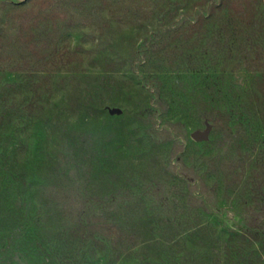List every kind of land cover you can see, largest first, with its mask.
<instances>
[{"label": "rangeland", "instance_id": "obj_1", "mask_svg": "<svg viewBox=\"0 0 264 264\" xmlns=\"http://www.w3.org/2000/svg\"><path fill=\"white\" fill-rule=\"evenodd\" d=\"M0 264H264V0H0Z\"/></svg>", "mask_w": 264, "mask_h": 264}, {"label": "water", "instance_id": "obj_2", "mask_svg": "<svg viewBox=\"0 0 264 264\" xmlns=\"http://www.w3.org/2000/svg\"><path fill=\"white\" fill-rule=\"evenodd\" d=\"M202 133H199V132H194L193 134H192V138H200V137H202Z\"/></svg>", "mask_w": 264, "mask_h": 264}]
</instances>
